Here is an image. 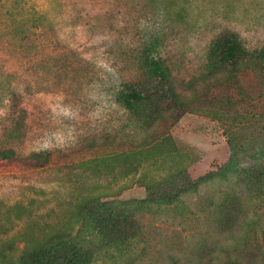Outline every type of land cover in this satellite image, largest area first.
<instances>
[{"label":"rangeland","instance_id":"rangeland-1","mask_svg":"<svg viewBox=\"0 0 264 264\" xmlns=\"http://www.w3.org/2000/svg\"><path fill=\"white\" fill-rule=\"evenodd\" d=\"M226 33L264 49V0H0V150L18 158L0 164V264L50 247L83 264H264V180L249 207L236 184L264 163V69L218 63ZM131 87L135 109L118 99ZM108 204L141 233L101 226Z\"/></svg>","mask_w":264,"mask_h":264},{"label":"trees","instance_id":"trees-1","mask_svg":"<svg viewBox=\"0 0 264 264\" xmlns=\"http://www.w3.org/2000/svg\"><path fill=\"white\" fill-rule=\"evenodd\" d=\"M213 58L216 59L221 65H228L234 70H240L248 68L253 71H258L264 69V49L261 50H248L244 48L240 36L237 33H226L223 34L213 45L212 54ZM150 73L154 77L162 80L168 78L167 70L165 68V62L163 58H152L149 62ZM119 101L124 103L129 109H135L140 103L143 102V94L134 88H128V90L121 92L118 97ZM35 157V156H34ZM17 154L13 149L0 150V164L3 162L10 163L17 161ZM239 174L237 175L238 186H243L248 190L252 191V196L247 198V207L254 204L255 193L254 190L259 188L264 180V163L262 164H252L245 165L241 168H237ZM174 182V181H173ZM171 183L170 190L175 189L179 186V182L175 181ZM160 190H166L165 188H160ZM261 195V194H260ZM262 199V198H261ZM258 200V199H256ZM260 200V198H259ZM231 196L226 199H220L218 195L215 196L214 202L211 201L212 205L218 207H226L231 205ZM113 205H107V208L103 212L97 207L95 208L98 215L101 226L106 227L115 220L121 219L123 217L128 224L124 228L125 236L130 238L141 233V225L137 222V219H131V215H122L113 211ZM76 247L65 248L63 250H56L53 247L43 251L36 252L32 254L29 258H19L20 264H83L82 257L78 253Z\"/></svg>","mask_w":264,"mask_h":264}]
</instances>
